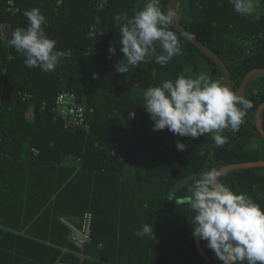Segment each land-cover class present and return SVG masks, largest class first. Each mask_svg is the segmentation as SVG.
Segmentation results:
<instances>
[{"label":"trees","instance_id":"1","mask_svg":"<svg viewBox=\"0 0 264 264\" xmlns=\"http://www.w3.org/2000/svg\"><path fill=\"white\" fill-rule=\"evenodd\" d=\"M171 0H161L166 11ZM257 1V0H256ZM146 0H0V264H207L192 232L195 212L177 199L204 171L264 161V139L255 115L264 102V75L252 78L242 97L252 103L239 132L225 130L223 146L210 133L197 139L153 131L143 92L180 74L206 72L224 83L220 66L172 25L182 48L165 67L155 59L124 73L117 13L131 17ZM39 8L46 34L65 55L52 71L28 68L9 43L27 28L24 11ZM178 22L224 62L237 92L244 78L264 69V0L258 13L236 14L228 0H177ZM96 26L97 34L89 36ZM115 45L114 55L108 52ZM96 47L97 56L86 55ZM160 53L159 48L157 54ZM111 55V58L109 56ZM225 84V83H224ZM72 92L93 109L90 130L66 128L56 98ZM264 130V111L261 115ZM177 141L187 147L180 151ZM38 151V153L36 152ZM234 192L264 208V167L221 175ZM93 214L92 241L79 257L60 218ZM153 225V236L135 233ZM201 247L212 264H222ZM247 264V262H243Z\"/></svg>","mask_w":264,"mask_h":264},{"label":"clouds","instance_id":"2","mask_svg":"<svg viewBox=\"0 0 264 264\" xmlns=\"http://www.w3.org/2000/svg\"><path fill=\"white\" fill-rule=\"evenodd\" d=\"M228 3L240 16H251L256 8V0ZM23 15L28 26L12 31L10 45L25 57L26 67L52 72L65 53L46 34L47 20L39 8L26 10ZM176 15L171 7L165 11L161 0H146L131 17L127 12L115 14L113 21L120 29V52L124 57L114 65L115 71L126 74L153 58L165 67L175 56L182 55L179 38L170 30ZM116 51L115 45L108 49L111 55ZM143 99L153 131L167 128L174 135L192 139L210 133L217 147L225 144L222 133L226 129L239 132L253 106L249 99L203 71L195 76L180 74L175 80L150 86L143 92ZM176 147L184 151L187 146L177 141ZM188 191L190 195L177 199V204H187L195 212L192 237L206 241L207 248L222 264H264V208L259 203L222 183L216 168L202 172ZM135 235L154 237L153 225L144 224Z\"/></svg>","mask_w":264,"mask_h":264},{"label":"built area","instance_id":"3","mask_svg":"<svg viewBox=\"0 0 264 264\" xmlns=\"http://www.w3.org/2000/svg\"><path fill=\"white\" fill-rule=\"evenodd\" d=\"M97 34L96 26L90 28L89 36L94 37ZM99 51L96 47H90L86 51V55L97 56ZM5 70L0 67V84L4 82ZM55 112L57 117L61 118L66 128L77 127L88 132L90 125L88 123L89 114L93 113V109L86 106L85 99L72 92H62L56 98ZM38 153V151H36ZM61 223L67 227L69 231V242L79 252L77 255L83 257V250L87 244L92 241V225L93 214L86 212L82 215L78 222L61 217ZM56 264H65L58 262Z\"/></svg>","mask_w":264,"mask_h":264},{"label":"water","instance_id":"4","mask_svg":"<svg viewBox=\"0 0 264 264\" xmlns=\"http://www.w3.org/2000/svg\"><path fill=\"white\" fill-rule=\"evenodd\" d=\"M176 2H177V0H171L169 3V7L173 8V10H175ZM173 26L185 38V40L192 42L194 45L197 46V48L203 54L208 56L212 61H214L215 63H217L220 66V68L223 72V76H224V83L226 85H228L230 87V89L232 90V88H231V76H230L228 68L225 66L224 62L221 61L218 58V56L210 50V48H208L204 43L199 41V39L197 37H195L194 34H192L190 31H188L184 26H182L178 22L177 17H175V21H174ZM261 75H264V69H256L253 72H250L244 78L242 85L239 88V90L235 93H237V95L243 96L245 93L246 86L249 83V81L256 76H261ZM263 111H264V102L259 105L257 112H256V115H255V126H256L259 134L261 135V137L264 139V130H263L262 125H261V115H262ZM254 167H264V161L232 164V165L225 166L218 171L220 172L221 175H223V174H225L229 171L235 170V169L254 168ZM194 240H195V244L197 246L198 252L201 255V257L205 260V262L207 264H212L210 259L208 258V256L204 253V251L201 247L200 240L197 238H194Z\"/></svg>","mask_w":264,"mask_h":264},{"label":"crops","instance_id":"5","mask_svg":"<svg viewBox=\"0 0 264 264\" xmlns=\"http://www.w3.org/2000/svg\"><path fill=\"white\" fill-rule=\"evenodd\" d=\"M258 11H259V5H257L256 4V8H255V11H254V13H258ZM75 222H78L79 221V219L78 220H74Z\"/></svg>","mask_w":264,"mask_h":264},{"label":"rangeland","instance_id":"6","mask_svg":"<svg viewBox=\"0 0 264 264\" xmlns=\"http://www.w3.org/2000/svg\"><path fill=\"white\" fill-rule=\"evenodd\" d=\"M256 4H257V5H262V0H257V1H256Z\"/></svg>","mask_w":264,"mask_h":264}]
</instances>
